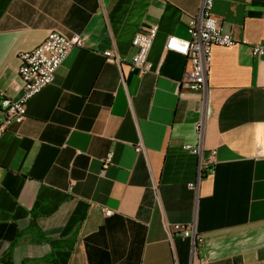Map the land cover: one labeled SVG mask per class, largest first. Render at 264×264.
<instances>
[{"label":"crops","instance_id":"obj_1","mask_svg":"<svg viewBox=\"0 0 264 264\" xmlns=\"http://www.w3.org/2000/svg\"><path fill=\"white\" fill-rule=\"evenodd\" d=\"M201 5L0 0V98L21 94V51L52 30L84 37L0 138V264H200L178 222L203 235L209 264H264V56L251 51L264 45V0H215L238 44L213 47L204 91L178 90L189 63L165 42L190 36ZM153 24V68L139 74L132 40ZM184 144L216 151L199 178Z\"/></svg>","mask_w":264,"mask_h":264},{"label":"built area","instance_id":"obj_2","mask_svg":"<svg viewBox=\"0 0 264 264\" xmlns=\"http://www.w3.org/2000/svg\"><path fill=\"white\" fill-rule=\"evenodd\" d=\"M215 0H202L199 12L193 15L188 22V38L169 36L165 42V50L173 51L185 56L189 63V70L178 83V90L189 88L191 90L204 91L207 87L211 72V63L214 46H232L238 44L230 33L224 31L219 19L213 13ZM159 25L153 24L148 28L136 32L132 44L136 52L132 57L131 68L139 74H143L153 68L149 58L154 40L158 34ZM84 37L80 34L66 35L60 30L50 31L45 39L31 50L21 51V61L18 75L22 81L21 94L17 99L9 97L0 98V138L4 132L14 123H22L27 118L29 101L47 85L51 84L56 71L62 65L68 54L74 47H83ZM251 51L256 56H264V45L253 44ZM105 55L115 62L122 60L112 51H106ZM203 122L196 124V130L202 134ZM184 149L196 154L199 158L198 178L205 170H210L216 161V151L212 150L207 157H203L201 145L184 144ZM136 152L143 151L142 143L134 146ZM112 152L104 158V166L112 162ZM191 188L196 183L190 182ZM105 216L113 214V210L97 204ZM172 234L189 239L191 252L199 256L200 264H209V260L200 256L204 237L197 232L192 223L171 224Z\"/></svg>","mask_w":264,"mask_h":264}]
</instances>
